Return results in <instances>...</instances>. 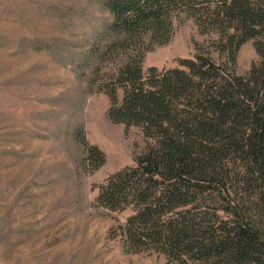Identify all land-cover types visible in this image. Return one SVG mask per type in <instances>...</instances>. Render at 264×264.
Wrapping results in <instances>:
<instances>
[{"label":"trees","instance_id":"1","mask_svg":"<svg viewBox=\"0 0 264 264\" xmlns=\"http://www.w3.org/2000/svg\"><path fill=\"white\" fill-rule=\"evenodd\" d=\"M105 5L112 20L100 62L119 53L98 83L109 98L106 116L152 140L135 166L98 186L100 207L131 210L110 237L127 253H157L166 264H264V0ZM180 13L211 49L197 45L178 67L144 72L145 53L171 40ZM250 40L257 59L240 75L237 54ZM83 139L92 173L105 156Z\"/></svg>","mask_w":264,"mask_h":264},{"label":"rangeland","instance_id":"2","mask_svg":"<svg viewBox=\"0 0 264 264\" xmlns=\"http://www.w3.org/2000/svg\"><path fill=\"white\" fill-rule=\"evenodd\" d=\"M111 20L105 0H0V264H166L110 237L131 210L96 203L98 186L135 166L152 143L106 116L109 98L98 83L119 55L100 62ZM173 26L167 44L145 53L144 72L178 67L197 45L211 49L185 13ZM255 51L253 40L240 48L238 74ZM81 138L105 156L95 172Z\"/></svg>","mask_w":264,"mask_h":264}]
</instances>
